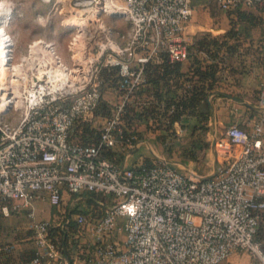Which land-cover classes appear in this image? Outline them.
Instances as JSON below:
<instances>
[{"label": "built area", "instance_id": "built-area-1", "mask_svg": "<svg viewBox=\"0 0 264 264\" xmlns=\"http://www.w3.org/2000/svg\"><path fill=\"white\" fill-rule=\"evenodd\" d=\"M215 1L228 11L264 0ZM67 6L68 62L57 39L37 37L19 58L13 43L5 70L0 66V211L27 209L36 245L45 250L30 264L62 257L49 222L37 219L35 201L59 208L65 194L79 199L87 192L111 197L99 202L100 218L81 211L69 218L91 233L93 264H221L237 252L264 261V240L256 237L264 222V84L252 128L232 123L212 139L219 165L211 175L184 173L168 161L133 162L142 141L118 139L126 107L146 81L147 63L188 58L192 0H69ZM106 68L116 69L123 92L111 116L102 117L95 110ZM11 111L21 117L6 119ZM80 121L97 138L73 140ZM104 147L126 150L124 158L104 156Z\"/></svg>", "mask_w": 264, "mask_h": 264}, {"label": "trees", "instance_id": "trees-1", "mask_svg": "<svg viewBox=\"0 0 264 264\" xmlns=\"http://www.w3.org/2000/svg\"><path fill=\"white\" fill-rule=\"evenodd\" d=\"M232 23V29L223 39L209 33L196 36L188 46V58L184 61L171 62L165 55L160 62L147 63L146 81L138 87L132 101L126 107L123 136L118 135L120 142L152 141L167 160L177 162L198 161L201 155L207 153L210 147L207 133L211 111L200 110L199 104L209 99L215 85L222 78L221 72L229 66L227 62L230 56L239 52L241 48L239 33L235 22ZM259 60L264 67V54ZM116 74V69L110 71L106 68L102 71L104 98L95 110V114L102 117L111 116L114 107L105 96V88L111 87L116 90L118 101L123 92ZM193 118L196 119L195 122L192 121ZM177 122L186 130L185 137L178 138L175 129ZM72 138L95 139L97 130L89 122L80 121ZM102 154L111 159L116 158V162H121L124 158L123 151L117 152L106 147ZM146 160L152 163L160 162L156 157H146ZM83 197L93 204L92 208L84 212L91 214L94 219L100 218L104 212V206L99 202L101 200L109 202L111 199L110 196L95 192H87ZM78 209L77 205L73 206L69 210V217ZM80 230L81 227L72 219L68 222V229L49 226V236L62 255L55 264H61L64 258L70 262V254L74 247L82 250L80 251L82 255L89 256L83 247L85 244L83 239L70 241L71 236ZM256 237L264 240V222ZM89 260L92 262V255L89 256Z\"/></svg>", "mask_w": 264, "mask_h": 264}, {"label": "crops", "instance_id": "crops-1", "mask_svg": "<svg viewBox=\"0 0 264 264\" xmlns=\"http://www.w3.org/2000/svg\"><path fill=\"white\" fill-rule=\"evenodd\" d=\"M192 7L193 14L186 28V37L189 43H192L196 36L203 33H209L220 39L225 38L233 27L232 21L235 22L241 43L239 52L230 56L227 62L229 66H226L221 72L222 78L215 85L209 99L201 101L199 104L200 110L211 111L208 140L214 139L222 132L223 123L227 125L237 123L250 130L260 114L258 95L264 84V67L259 60L264 54V2H256L252 5L242 4L236 9L226 11L215 0H192ZM195 120V118L192 119L193 122ZM175 129L180 136L178 138L186 136L184 133L186 130L182 128L180 123L175 124ZM144 142L148 141H142L132 153L133 162L146 158L147 154H142L139 158L133 157V154L139 150ZM262 142L264 144V134ZM146 148L147 150L150 149L148 146ZM150 151L151 158L156 157L160 161L171 162L173 166L183 164V161L167 160L152 141ZM65 196L70 197L72 195L65 194ZM76 199L78 198L75 197ZM50 206L52 205L48 200L35 201L34 208L37 218L48 221L50 225L68 229V222L71 220L68 218L64 221L61 217L60 220L56 217V213H52ZM23 216H26L27 219H23ZM17 218L19 219L16 222ZM0 222V264H30L31 258L38 251L45 253L44 249L37 247L33 238L27 209L9 215L0 211ZM79 238L83 239L85 243L83 247L91 257V244L93 242L91 233H81L80 230L71 236L70 241ZM80 251L82 250L74 247L70 254L71 261L69 262L67 258H64L62 263L93 264L89 260V256L82 255ZM55 263L57 262L50 264Z\"/></svg>", "mask_w": 264, "mask_h": 264}, {"label": "rangeland", "instance_id": "rangeland-1", "mask_svg": "<svg viewBox=\"0 0 264 264\" xmlns=\"http://www.w3.org/2000/svg\"><path fill=\"white\" fill-rule=\"evenodd\" d=\"M68 1L69 0H63V2H61L59 10H57L56 12H51L50 9L52 8L55 0H0V23L3 20V15L8 12L5 17V23L0 25V30H2L6 35L7 32L5 30H7L12 35L14 39L13 50L15 57L19 58L20 55L26 51V47L31 40L37 37H47L55 38L60 42L59 50L63 56L64 61L68 62L69 52L67 49V43L70 32L62 25V23L68 17L67 15H64V12H66L68 9ZM111 20L112 19L108 18V23ZM118 22L120 23L121 21ZM116 92L117 91L111 89V87H109V89L105 88V96L110 99L113 106L118 102V96L117 94H115ZM20 117L21 114L19 112L11 111L5 118L16 120ZM98 120L99 121L95 123L96 126H100L103 119ZM227 126L228 125L226 123H223L221 127L222 131H224ZM184 133L186 135V131ZM211 142L212 140H210V147L207 150V153L201 155L198 161L183 160V164L174 167L184 173H193L198 177L211 175L219 165L218 154L216 153V151H214ZM147 146L150 148L149 150H147ZM121 147V144H119L116 149L121 150ZM150 150L151 141L144 142L139 150L133 154V157L139 158L142 154H147V156L145 157L151 158ZM122 151L126 152V150L124 149ZM75 197V195H72L70 197L65 196L59 208L50 206L52 213H56L55 215L57 218L60 219L61 217V219L65 221L70 218L69 210L73 206L77 205L79 208L77 211L81 212L87 211L93 207V204L89 203L86 197H82L76 200ZM23 217V219H27L26 216ZM18 219L19 218H17L16 222L18 221ZM28 219L30 220L29 217ZM259 262V259L252 253L237 252L230 256V258L226 261H223L221 264H258ZM260 264H264V261L260 262Z\"/></svg>", "mask_w": 264, "mask_h": 264}, {"label": "bare ground", "instance_id": "bare-ground-1", "mask_svg": "<svg viewBox=\"0 0 264 264\" xmlns=\"http://www.w3.org/2000/svg\"><path fill=\"white\" fill-rule=\"evenodd\" d=\"M7 13L3 15V20L0 23V25L5 23V17ZM72 23L75 24L77 22H72ZM5 31L7 32V35L2 30H0V66H2L4 70H5V64H7V62L5 61L7 60L8 55L11 54L10 51L12 50V44L14 43V39L11 36V34L7 30Z\"/></svg>", "mask_w": 264, "mask_h": 264}]
</instances>
